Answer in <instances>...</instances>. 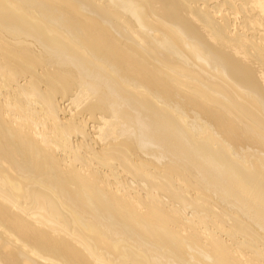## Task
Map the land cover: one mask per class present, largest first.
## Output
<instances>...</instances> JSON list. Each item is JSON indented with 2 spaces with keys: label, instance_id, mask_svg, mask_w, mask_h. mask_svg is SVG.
I'll use <instances>...</instances> for the list:
<instances>
[{
  "label": "bare ground",
  "instance_id": "bare-ground-1",
  "mask_svg": "<svg viewBox=\"0 0 264 264\" xmlns=\"http://www.w3.org/2000/svg\"><path fill=\"white\" fill-rule=\"evenodd\" d=\"M0 264H264V0H0Z\"/></svg>",
  "mask_w": 264,
  "mask_h": 264
}]
</instances>
